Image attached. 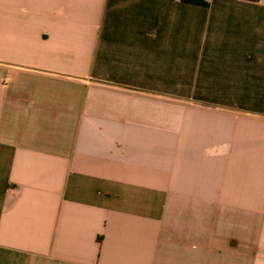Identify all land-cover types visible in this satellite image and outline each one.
Returning <instances> with one entry per match:
<instances>
[{
    "label": "crops",
    "instance_id": "crops-1",
    "mask_svg": "<svg viewBox=\"0 0 264 264\" xmlns=\"http://www.w3.org/2000/svg\"><path fill=\"white\" fill-rule=\"evenodd\" d=\"M0 264H264V0H0Z\"/></svg>",
    "mask_w": 264,
    "mask_h": 264
}]
</instances>
